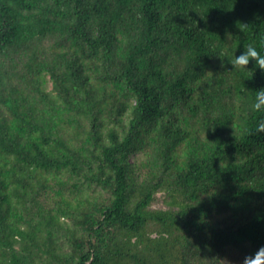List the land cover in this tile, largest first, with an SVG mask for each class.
I'll return each instance as SVG.
<instances>
[{
	"label": "trees",
	"instance_id": "obj_1",
	"mask_svg": "<svg viewBox=\"0 0 264 264\" xmlns=\"http://www.w3.org/2000/svg\"><path fill=\"white\" fill-rule=\"evenodd\" d=\"M249 43L264 52V0H0V250L9 252L0 264H35L23 252L40 247L39 227L18 234L26 244L16 252L12 201L31 214L42 172L56 169L108 193L76 209L85 233L71 236L74 264H107L118 233L137 235L150 220L183 234L178 264H221L228 248L255 255L264 247V112L252 105L264 72L230 63ZM110 85L134 99L126 123ZM61 107L90 119L92 161L53 133ZM137 151L140 167L129 161ZM163 189L201 198L175 214L150 212Z\"/></svg>",
	"mask_w": 264,
	"mask_h": 264
},
{
	"label": "rangeland",
	"instance_id": "obj_2",
	"mask_svg": "<svg viewBox=\"0 0 264 264\" xmlns=\"http://www.w3.org/2000/svg\"><path fill=\"white\" fill-rule=\"evenodd\" d=\"M42 88L52 92V81L48 73L43 72L39 76ZM125 104V110L121 119L126 123L129 119V110L134 99L127 90L119 85L107 86ZM102 123L98 130L100 139H106V131L112 127V122L105 116H101ZM53 133L64 138L68 144L79 153L90 158V152H97L91 138L92 125L90 119L78 115L68 109L60 108L54 117ZM145 160L143 152L137 151L130 155L129 161L141 166ZM92 161V159H91ZM95 168V166H94ZM86 169L83 170L85 173ZM137 182L146 177L145 170L137 169ZM46 178V184L34 202L25 205L32 210L27 213L21 203L13 200L14 206L10 215L9 227L14 239V250L20 252L24 241L19 242L21 232H27L29 226L38 225L39 232L35 234L39 240V246L34 248L28 243L29 251L23 252L28 260L35 264H57L48 251L64 255L70 264H74L75 257L70 250V239L72 235H83L85 230L75 225L74 219L78 217L76 209L87 200L88 202H103L108 199V193L96 183L84 179L65 169H56L49 172H42ZM138 192L130 201L132 205ZM201 195H187L171 192L163 189L155 194L148 210L152 213H178L186 203L196 202ZM29 210V211H30ZM43 212L42 217L37 213ZM47 224V225H46ZM19 234V235H18ZM184 241V236L169 224H161L155 221H148L143 230L132 235L120 231L116 240L112 243L108 253L107 264H134L133 256L139 258L146 264H178V251ZM119 253L126 255L119 257ZM245 254L234 248H228L221 256V264H244ZM0 261H9V252L0 250Z\"/></svg>",
	"mask_w": 264,
	"mask_h": 264
},
{
	"label": "clouds",
	"instance_id": "obj_3",
	"mask_svg": "<svg viewBox=\"0 0 264 264\" xmlns=\"http://www.w3.org/2000/svg\"><path fill=\"white\" fill-rule=\"evenodd\" d=\"M250 61H254L255 68H258L264 72V52H262L252 43H249L246 49H244L240 55H234L230 63L233 66L245 67ZM255 91L257 98L254 101L252 107L256 111L264 112V87H261ZM244 264H264V247H261L255 253V255L245 257Z\"/></svg>",
	"mask_w": 264,
	"mask_h": 264
}]
</instances>
